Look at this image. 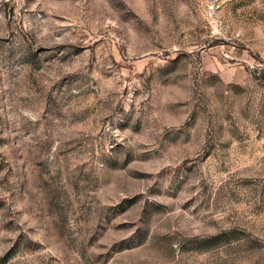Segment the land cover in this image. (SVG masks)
<instances>
[{
	"label": "rangeland",
	"instance_id": "obj_1",
	"mask_svg": "<svg viewBox=\"0 0 264 264\" xmlns=\"http://www.w3.org/2000/svg\"><path fill=\"white\" fill-rule=\"evenodd\" d=\"M0 264H264V0H0Z\"/></svg>",
	"mask_w": 264,
	"mask_h": 264
}]
</instances>
